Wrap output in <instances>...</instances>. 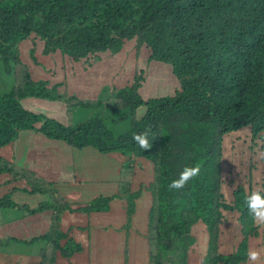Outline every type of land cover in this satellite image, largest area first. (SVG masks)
I'll use <instances>...</instances> for the list:
<instances>
[{
    "label": "trees",
    "instance_id": "trees-1",
    "mask_svg": "<svg viewBox=\"0 0 264 264\" xmlns=\"http://www.w3.org/2000/svg\"><path fill=\"white\" fill-rule=\"evenodd\" d=\"M134 40L138 59L147 48L149 60L171 67L147 64L141 57L148 74L135 69L127 89L104 90L106 100L64 97L59 82L33 77L21 53V44L30 41L34 62L38 44L44 58L60 54L68 62L92 64ZM173 75L180 83L173 91H151L150 79L169 82ZM28 100H39L44 114L28 110L23 103ZM62 103L92 117L67 126L56 120ZM146 129L152 147L143 150L133 136ZM25 132L69 140L79 150L92 148L85 165L99 155L109 164L112 157L111 172L122 166L121 195L132 192L136 167L147 165L151 181H141V188L149 194V264H187L196 241L191 230L199 220L215 234L233 221L242 220L246 229L264 227L249 213L244 190L233 197L229 188L254 178L257 159L264 162V0H0V146ZM196 165L201 167L197 177L181 189L169 188L185 167ZM3 174L0 210L17 212L21 220L36 218L32 228L39 234L31 241L9 237L0 246L37 244L31 254L38 264H107L110 254L120 256H101L99 244L106 238L96 228L102 221L85 227L82 217L106 211L108 199L84 205L80 197L66 198L62 204L53 199L58 192L53 183L24 168L0 165ZM46 214L47 221L39 224ZM69 214L78 225L70 235ZM257 251L255 262H264V248ZM248 252L244 243L241 253L224 260L253 264Z\"/></svg>",
    "mask_w": 264,
    "mask_h": 264
},
{
    "label": "rangeland",
    "instance_id": "rangeland-1",
    "mask_svg": "<svg viewBox=\"0 0 264 264\" xmlns=\"http://www.w3.org/2000/svg\"><path fill=\"white\" fill-rule=\"evenodd\" d=\"M34 47L37 49L35 51V62L30 54V41H24L21 44L22 58L29 66V72L33 77L36 78L41 75L50 77L51 79L48 80L50 85L59 82V91L61 93L83 101H94L97 99L106 100L108 95L104 90H123L131 83L135 69L136 72H141L143 68H145L139 61L141 57L147 64H153L163 69L164 66L171 67L167 64L149 60V50L147 48L142 49L140 58L138 59V48L135 40L132 42L127 41L117 55L105 56L103 60H96L92 62V64L84 63V60L80 62H68L66 57L60 54L53 55L51 58H44L41 56V46L37 44ZM51 63L55 66L44 72L42 68L50 66ZM145 71L146 74H148L147 70ZM159 71H161L163 77V71L161 69H159ZM149 81L152 85L151 91L154 93L160 90L164 92L163 94H166L167 92L173 91L177 84L178 86L180 85L178 79L174 75L169 82L162 81V78L158 80L152 78ZM23 103L28 110L35 113H43L45 110V107L42 106L43 104L39 100H28ZM91 117L92 114L89 112L80 111L78 109L73 111L71 107L67 108L66 106V108H63L62 106V109L58 111V118L56 120L65 123L67 126H74L76 124L89 122ZM121 128V126H117L118 131L121 130ZM25 142L26 144H24ZM58 142H61V140H47L41 134L37 133L28 136L25 132L21 134L19 138V143L23 144L20 154L21 158H17L14 155L10 146H4L0 148V157L8 161L0 162V165L6 166L8 169H14L15 171L21 169L19 167H22L40 179L53 183V188L58 189L53 199L62 204L65 203L66 198L79 200L80 197V202L84 205H88L92 202L95 203L101 199H108L107 207H105L107 209L106 211L90 214L82 213L85 227L92 226L96 221H102V224L96 228V231L101 232L106 238L99 244L101 251L104 253H118L120 255L118 260L119 263L148 264V239L150 236L147 232V219L150 213L148 209L149 194L141 188V181H151V175L149 170H147V165L145 170H141L139 166L136 167L138 179L142 178L138 181L136 177L137 180H135L132 185L131 193L121 195L118 182L117 193L110 196L108 195V185H89L90 178L84 176L85 162L93 151L92 148H86L84 150L74 149L73 152L70 153L66 144L63 142L57 144ZM41 152L44 154L51 153L50 159L52 163L46 162L43 158H33L34 154ZM105 156L107 158L108 156L111 157V155ZM70 157H73L74 166L72 165ZM99 157L101 158L94 162V167L102 173H104V171H110L112 168V157L109 164L102 159L103 156L99 155ZM61 159H65L67 164H59ZM256 164L257 170L254 172V178L241 179L239 183L244 184L247 188L249 185H254L255 190L259 191L264 178V162L261 159H257ZM121 168L122 166H119L115 170L120 172ZM0 176L1 181V179L7 175L3 174ZM124 176H127L126 173ZM4 180L5 178H3L2 182H4ZM19 184L22 186L21 183ZM1 189L7 190V186L2 185ZM41 198L42 200L47 199L44 196H41ZM17 199H20V196H17ZM34 199L37 200L36 198ZM130 208L134 211L132 214L129 213ZM89 216L91 221L88 220ZM19 217L20 214L17 212L0 210L1 241L9 237L27 241L36 238L32 237L39 234V232L36 233V230L32 228L36 218L31 217L25 222L24 220H18ZM47 219L48 216L46 214L39 218V224L45 223ZM67 220L66 228L67 233L70 235V233L74 232L73 228H76L78 225L76 224L77 221L70 214L67 215ZM93 230L92 228L91 232H93ZM239 236L240 229L236 227V224H233L231 226V232L229 234H222V239L229 243L232 239L237 242ZM27 247L28 246L22 243H13L8 250L6 247L0 246V264H38L39 261L35 258V255L31 254L34 253L33 250L36 249L37 244L30 248ZM92 247H94V244H92ZM105 262L111 264L115 261L107 260ZM253 264H264V262H253Z\"/></svg>",
    "mask_w": 264,
    "mask_h": 264
},
{
    "label": "clouds",
    "instance_id": "clouds-1",
    "mask_svg": "<svg viewBox=\"0 0 264 264\" xmlns=\"http://www.w3.org/2000/svg\"><path fill=\"white\" fill-rule=\"evenodd\" d=\"M132 42V41H131ZM127 41L125 42V44ZM85 62V60H84ZM143 68V67H140ZM143 70H146L143 68ZM131 83L126 86L123 90L127 89ZM64 97H70L75 99L73 96L67 95L62 93ZM70 103H62L63 108H69ZM42 105V104H40ZM52 113V112H50ZM80 125V124H76ZM74 125V126H76ZM151 130L146 129L144 132L139 134H134L133 139L137 142L138 146L143 150H148L152 147V144L149 142ZM34 135V134H33ZM21 136V135H20ZM20 138V137H19ZM19 138L12 144L6 145L10 146L12 152L17 158H21V148L23 144L19 143ZM46 138V137H44ZM49 140L48 138H46ZM64 144L67 145V147L70 150V153L73 152L76 146H71L69 144V140L62 141ZM62 142H58L57 144H60ZM26 144V142L24 143ZM2 146H0L1 148ZM17 150V151H16ZM79 150V149H78ZM16 151V152H15ZM50 154H44L36 153L33 155L34 157L43 158L46 160V162L52 163L50 159ZM5 162L8 160L0 157ZM72 160V165L74 166L73 157H70ZM14 164V163H13ZM61 165L67 164L65 159H61V162L59 163ZM22 169V167H19ZM201 167L199 165L192 166V167H185L183 171L180 173L179 178L175 179L171 182L169 185L170 189H181L183 188L189 180L194 179L200 174ZM84 176L90 178L89 185H108L109 186V193L108 195L112 196L113 194H116L118 191V178H119V172L113 173L111 171H104V173L100 172L96 167H94V163L85 165V172ZM39 178V177H38ZM93 178V180H92ZM263 182L261 184V189L259 191L255 190L254 185H249L247 188L244 184L239 183V181L235 182L234 184L230 185V194L234 197H236V193L242 188L245 192L246 199L245 203L247 205L249 213L252 215L254 222L256 223H264V186ZM132 191V187H131ZM91 192V191H89ZM84 192V193H89ZM121 192V190H120ZM49 217H50V213ZM21 220V219H18ZM26 222L27 220L24 219ZM233 224H236V227L240 229V236L239 240L236 242L234 239L229 243L222 239V234H229L231 232V226ZM255 226L252 224L248 226V229L245 228L242 220L241 222L233 221V222H227L220 226L219 231L217 234L214 232L208 231L206 228H204L202 220H199L197 223H195L192 227L191 232L195 234V244L192 245L188 251V258H187V264H216L218 260H221L223 264H229L227 263L224 258H229L236 256V253H241V249L243 247L244 243L248 244L249 252L247 254V258L251 262H255L259 259L260 252L257 251L260 248H264V227H261L259 229H255ZM99 252L101 256L105 257V255H109L110 253H104L101 251V247L99 249ZM110 260H114V263L111 264H125V263H119V256L117 255H111ZM146 259V257H145ZM148 259V264H149Z\"/></svg>",
    "mask_w": 264,
    "mask_h": 264
},
{
    "label": "crops",
    "instance_id": "crops-1",
    "mask_svg": "<svg viewBox=\"0 0 264 264\" xmlns=\"http://www.w3.org/2000/svg\"><path fill=\"white\" fill-rule=\"evenodd\" d=\"M98 264H101V263H98Z\"/></svg>",
    "mask_w": 264,
    "mask_h": 264
}]
</instances>
